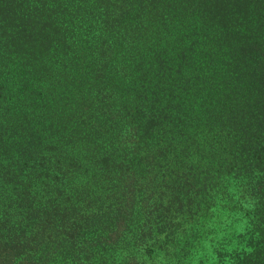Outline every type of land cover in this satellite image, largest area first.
<instances>
[{"label": "trees", "instance_id": "16d2710c", "mask_svg": "<svg viewBox=\"0 0 264 264\" xmlns=\"http://www.w3.org/2000/svg\"><path fill=\"white\" fill-rule=\"evenodd\" d=\"M231 228L264 264V0H0V264H177Z\"/></svg>", "mask_w": 264, "mask_h": 264}, {"label": "rangeland", "instance_id": "374dc122", "mask_svg": "<svg viewBox=\"0 0 264 264\" xmlns=\"http://www.w3.org/2000/svg\"><path fill=\"white\" fill-rule=\"evenodd\" d=\"M238 229L243 230L242 228ZM238 229H227L230 232L227 236L218 235L212 238L206 243L207 250L203 249L204 252L193 249V252L189 251L186 254L188 255L186 258L183 254L184 262L179 261L177 258V264H246L241 247L246 245L245 241L250 240V238L248 233V235L243 234ZM259 239L257 243L264 245V235L260 236Z\"/></svg>", "mask_w": 264, "mask_h": 264}]
</instances>
